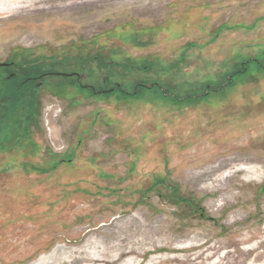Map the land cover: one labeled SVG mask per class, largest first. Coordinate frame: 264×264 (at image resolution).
<instances>
[{"label":"rangeland","instance_id":"rangeland-1","mask_svg":"<svg viewBox=\"0 0 264 264\" xmlns=\"http://www.w3.org/2000/svg\"><path fill=\"white\" fill-rule=\"evenodd\" d=\"M0 63L84 75L0 117V264H264V0H0Z\"/></svg>","mask_w":264,"mask_h":264},{"label":"trees","instance_id":"trees-1","mask_svg":"<svg viewBox=\"0 0 264 264\" xmlns=\"http://www.w3.org/2000/svg\"><path fill=\"white\" fill-rule=\"evenodd\" d=\"M253 61L252 59H249L247 61H244L242 63V70H240L239 72H243L244 70H246L247 68V63ZM237 72H234L233 74H231L229 77L230 79H232V75L236 74ZM45 75H48V74H41L40 77H44ZM37 78H32V77H27L24 81L20 82V83H16L14 82V78H11V79H8V78H5L2 79L0 82L3 83V85H5V88L8 92L6 93H3L1 96H0V117H3L5 113L9 114H13L11 116H14V114L17 115V113L19 112H22L21 108H19V105H22L23 102V98L28 95V94H33L32 96L30 95L31 99H32V102L31 103V112L29 114H27V116H29L30 118L33 117L35 111H36V101L38 100L36 98L37 94L33 93V90H30V92H26L25 89L22 90L21 92V89L23 87V85H26L28 84L29 82H34V80H36ZM84 87L86 88H91L93 93H97V92H100V93H108V92H113L116 90V88H114V86H112L111 88H108V89H104V90H101V91H98L95 89V87L93 86H89V85H85ZM117 89L123 91L124 93H128L129 95H131L132 93L131 92H127L125 91L124 89H122L121 85L117 84ZM136 91L135 94H137V90L138 88H135L134 89ZM24 92V93H23ZM206 94H203V96H205ZM23 96V98H22ZM186 99V98H184ZM35 109V110H34ZM69 158L68 159H61L59 163H63V162H70L72 161V158L71 156H68ZM66 160V161H65Z\"/></svg>","mask_w":264,"mask_h":264},{"label":"flooded vegetation","instance_id":"flooded-vegetation-1","mask_svg":"<svg viewBox=\"0 0 264 264\" xmlns=\"http://www.w3.org/2000/svg\"><path fill=\"white\" fill-rule=\"evenodd\" d=\"M103 62H105L106 63V61H104L103 60ZM104 63V64H105ZM1 64V63H0ZM9 64V65H8ZM7 65H8V67L10 66H15V65H19L18 63H16V62H14V61H12V62H10V63H8ZM7 65H0V68L1 67H3V66H5V67H7ZM23 68L25 69L27 66H34V65H36V62H23ZM19 72L18 71H15V72H12V71H10L9 73H8V75H6V77L8 78V79H11V78H14L17 74H18ZM23 73H25V71L23 72ZM41 74H48V75H45L44 77H40V75ZM53 74H60V75H65V76H77L78 77V79L79 80H82L83 78H84V75H82V74H80V73H78V72H75V70L73 71V72H71V73H68V74H62V73H55V72H51V71H44V72H42V73H40L38 76H31V75H27V76H25V79L27 78V77H32V78H42L41 79V81H40V85L42 84H44L45 82L44 81H42L43 79H45V78H47V76H50V75H53ZM5 76V74L2 76V77H4ZM24 79V80H25ZM23 80V81H24ZM38 79H36V80H34V82L35 81H37ZM75 83H77V82H75ZM117 84H119V85H121L120 83H117ZM80 85H82V86H85L86 84H83V83H81L80 82ZM87 85H89V86H91L90 84H87ZM96 94V93H95ZM65 154H68V151L66 152V153H64V155Z\"/></svg>","mask_w":264,"mask_h":264},{"label":"built area","instance_id":"built-area-1","mask_svg":"<svg viewBox=\"0 0 264 264\" xmlns=\"http://www.w3.org/2000/svg\"><path fill=\"white\" fill-rule=\"evenodd\" d=\"M45 124H46V127H48L49 126V121L47 120ZM47 130H48V133H49V136L48 137H50V134H51L50 128L47 129ZM51 147L54 150V152L57 153V150L55 148L56 147L55 143L52 142V146ZM66 152H67V148L65 149V151H60L59 154H63V153H66Z\"/></svg>","mask_w":264,"mask_h":264},{"label":"bare ground","instance_id":"bare-ground-1","mask_svg":"<svg viewBox=\"0 0 264 264\" xmlns=\"http://www.w3.org/2000/svg\"><path fill=\"white\" fill-rule=\"evenodd\" d=\"M44 260H45L44 258H41V260L38 262V264L46 261V260L45 261ZM43 264H45V263H43Z\"/></svg>","mask_w":264,"mask_h":264},{"label":"water","instance_id":"water-1","mask_svg":"<svg viewBox=\"0 0 264 264\" xmlns=\"http://www.w3.org/2000/svg\"><path fill=\"white\" fill-rule=\"evenodd\" d=\"M1 65V64H0ZM4 65H7V64H4Z\"/></svg>","mask_w":264,"mask_h":264}]
</instances>
